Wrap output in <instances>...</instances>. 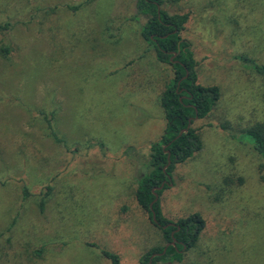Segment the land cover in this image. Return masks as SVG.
Masks as SVG:
<instances>
[{"label": "rangeland", "instance_id": "obj_1", "mask_svg": "<svg viewBox=\"0 0 264 264\" xmlns=\"http://www.w3.org/2000/svg\"><path fill=\"white\" fill-rule=\"evenodd\" d=\"M163 8L189 13L182 34L198 82L222 94L193 124L203 148L160 196L171 223L201 212L206 227L182 261L158 264H264V161L240 134L264 121V75L237 59L264 63V0ZM136 13V0H0V25L11 26L0 44L12 47L0 54V264H110L103 249L141 264L166 244L136 188L166 128L161 95L175 74Z\"/></svg>", "mask_w": 264, "mask_h": 264}, {"label": "trees", "instance_id": "obj_2", "mask_svg": "<svg viewBox=\"0 0 264 264\" xmlns=\"http://www.w3.org/2000/svg\"><path fill=\"white\" fill-rule=\"evenodd\" d=\"M165 2L166 0H136L135 18H146V22L141 26L142 36L155 51L158 61L170 64L175 74L174 82L161 95V105L167 120L166 128L161 138L151 144L150 169L140 174L136 188L138 204L148 213L151 222L161 229L166 244L153 247L143 254L139 260L141 264L182 261L185 253L198 244L206 227L203 214L193 212L176 221L177 225H171L172 221L164 214L160 196L170 182H173L177 165L188 161L203 148L201 134L193 124L196 117L202 119L211 113L222 94L218 85H203L198 82L197 61L192 43L182 34L189 13H170L163 8ZM10 27L9 23L0 25V32L8 31ZM11 51L9 42L0 44V54L7 56ZM237 59L244 63H254V71L264 75V63L259 64L255 59L242 55ZM45 120L49 135L56 142L64 143V139L54 128L52 117L45 115ZM223 128H227L226 125L223 124ZM183 129L187 130L180 134ZM240 134H243L242 138L250 143L264 161V121L253 123ZM232 135L236 136L233 133ZM262 169L264 171V162ZM163 183L164 187L156 191L159 199L154 202V189ZM51 192L52 187L48 186L40 202L41 208H44ZM23 194L25 197L29 195L28 188H23ZM154 214L156 220L153 218ZM165 225L167 227H164ZM174 240L175 244H172ZM168 243L170 244L167 245ZM102 254L110 260V264H128L118 252L103 249Z\"/></svg>", "mask_w": 264, "mask_h": 264}, {"label": "water", "instance_id": "obj_3", "mask_svg": "<svg viewBox=\"0 0 264 264\" xmlns=\"http://www.w3.org/2000/svg\"><path fill=\"white\" fill-rule=\"evenodd\" d=\"M196 119H197V117H196ZM191 126V124H189V126L188 127H190ZM187 129H183L181 132H180V134H182L184 131H186ZM170 184H172V182H170ZM164 185H165V183H163L161 186H158V187H156L155 189H154V191H155V200H154V202L155 201H157L158 199H159V195H158V193L156 192L157 190H160V189H162V187H164ZM153 205V203L151 204V206ZM154 220H156V216H155V214H154ZM171 225H177L176 224V222H174V223H170ZM164 227H167V225H165ZM180 229V226H178L177 227V230H179ZM173 234H174V232H173ZM170 243H168L167 245H169ZM172 244H175V240L172 242ZM166 249H167V246L165 247V249H164V252L166 251ZM150 264H151V262H150Z\"/></svg>", "mask_w": 264, "mask_h": 264}]
</instances>
